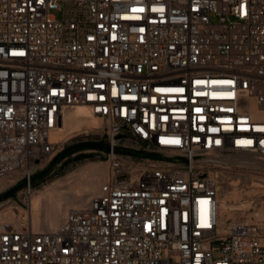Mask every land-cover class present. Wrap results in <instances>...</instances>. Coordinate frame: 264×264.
<instances>
[{
  "label": "built area",
  "instance_id": "1",
  "mask_svg": "<svg viewBox=\"0 0 264 264\" xmlns=\"http://www.w3.org/2000/svg\"><path fill=\"white\" fill-rule=\"evenodd\" d=\"M103 124L108 178L53 231L0 220V264H264V219L223 224L224 158L264 162V0H0V179Z\"/></svg>",
  "mask_w": 264,
  "mask_h": 264
},
{
  "label": "rangeland",
  "instance_id": "2",
  "mask_svg": "<svg viewBox=\"0 0 264 264\" xmlns=\"http://www.w3.org/2000/svg\"><path fill=\"white\" fill-rule=\"evenodd\" d=\"M75 109L67 110L64 113V121L61 126L64 127L65 134L70 133V138L66 142L60 144V152L57 153V155L78 143L91 142L103 144L105 146V140L102 135L103 124L99 119H93L95 123L90 126V128L87 129L83 127L79 131H76V122L77 119L80 118L76 117ZM83 121H85L87 125H90L92 119L84 118ZM105 151L104 147L99 150H83L67 154L57 162H54V159H52L46 166H39L35 175L31 178V185L34 186L32 196L39 192V195H37V198L33 201L31 211L30 202L24 200V181L17 182L15 179L8 178L0 179V196L4 192L17 187L10 197L0 200V220H27L31 226V218L33 223L38 220L37 214L39 211H41L45 218L44 222L49 218H53L62 202L58 197L50 196L49 192L44 189L53 182L60 180L64 181L63 183H67L69 188H74L76 183L79 182L78 173H80L83 167L90 164L96 166L100 164L103 165L102 167L106 172V176L102 182L104 183L109 174L107 165L105 164ZM87 154H90L91 157H81L78 161H74L75 157ZM223 162L225 169L221 174L218 192L219 203L225 201L228 205L232 206L245 202L248 204L243 215L237 211L220 212L219 214L223 224L225 225L229 221L252 223L258 218L264 219V162L250 156H228L224 158ZM233 162H237V164H232ZM233 193L240 197L231 199ZM71 210L72 209L69 211ZM62 219L63 217L60 218L59 223Z\"/></svg>",
  "mask_w": 264,
  "mask_h": 264
},
{
  "label": "bare ground",
  "instance_id": "3",
  "mask_svg": "<svg viewBox=\"0 0 264 264\" xmlns=\"http://www.w3.org/2000/svg\"><path fill=\"white\" fill-rule=\"evenodd\" d=\"M75 110H76L75 111L76 117L80 118L77 119L76 122V126H75L76 131H79L83 127H86L88 129L90 128V126L94 125L95 120L93 119L96 118L92 117L85 108L80 107ZM64 116L65 114L63 115L62 123L64 121ZM84 118L92 119L90 125H87V123L83 121ZM61 125L50 136L51 142L57 143L59 145L66 142L70 138V133L65 134L64 127ZM232 164L236 165L237 162H233ZM102 166L103 165L101 164L97 166L90 164L87 165L86 167H83L80 170V173H78L79 182L76 183L74 188H69L68 184L63 183L64 181L62 180L53 182L50 186L45 188L44 190L49 192L50 196L58 197V199H60L62 204L61 206H59V210L57 211L56 215L53 216V218H49L45 222H44L45 218L43 217L41 211H39L37 214L38 220H36L33 223V220L31 218L32 230L34 232L53 231L57 227L60 218L64 217L67 211H69L70 209L76 210L79 209V207L81 208L85 206L88 203L89 199L98 193L101 183L104 181L106 172ZM37 195H39V192L30 198V211L32 208L33 201L37 198ZM239 197L240 196L235 193L231 195V199H237ZM247 207H248L247 202L232 206V205H228L225 201H221L220 203L218 201L219 213L228 212V211H233V212L237 211L243 215Z\"/></svg>",
  "mask_w": 264,
  "mask_h": 264
},
{
  "label": "trees",
  "instance_id": "4",
  "mask_svg": "<svg viewBox=\"0 0 264 264\" xmlns=\"http://www.w3.org/2000/svg\"><path fill=\"white\" fill-rule=\"evenodd\" d=\"M102 147L105 148V150H107V145L105 144V146L103 144H99V143H91V142H85V143H78L70 148L65 149L61 154L57 155L54 158V162H57L58 160H60L63 156L70 154V153H75V152H80L83 150H88V149H96L99 150ZM16 188L10 189L6 192H4L1 196H0V200L3 198H8L10 197L14 192Z\"/></svg>",
  "mask_w": 264,
  "mask_h": 264
},
{
  "label": "water",
  "instance_id": "5",
  "mask_svg": "<svg viewBox=\"0 0 264 264\" xmlns=\"http://www.w3.org/2000/svg\"><path fill=\"white\" fill-rule=\"evenodd\" d=\"M81 157L90 158L91 155L87 154V155H83V156H77V157L74 158V161H78Z\"/></svg>",
  "mask_w": 264,
  "mask_h": 264
}]
</instances>
